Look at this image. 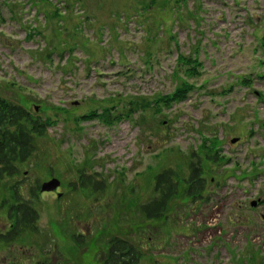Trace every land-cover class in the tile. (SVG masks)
Instances as JSON below:
<instances>
[{
  "label": "rangeland",
  "instance_id": "1",
  "mask_svg": "<svg viewBox=\"0 0 264 264\" xmlns=\"http://www.w3.org/2000/svg\"><path fill=\"white\" fill-rule=\"evenodd\" d=\"M0 97L48 122L0 185V264H102L114 236L137 264H264V0H0ZM189 161L201 196L142 218L154 176ZM52 177L59 196L38 190ZM16 184L38 216L4 240Z\"/></svg>",
  "mask_w": 264,
  "mask_h": 264
},
{
  "label": "trees",
  "instance_id": "2",
  "mask_svg": "<svg viewBox=\"0 0 264 264\" xmlns=\"http://www.w3.org/2000/svg\"><path fill=\"white\" fill-rule=\"evenodd\" d=\"M177 58L179 61L189 64L187 71L190 76L197 73L195 69L198 63L196 64L195 57L178 54ZM192 87V84L183 80L173 92L161 95L156 101L157 103L164 102L166 105L173 101H180L185 98L186 93ZM141 100L144 107L149 104L145 98ZM47 124L46 120L33 116L22 104L0 97V185L4 184L5 178H9L19 171L18 164L32 154L36 138L44 135ZM211 140L210 144L203 142L200 147L206 151L207 157H212L210 155L214 153L215 157L220 159L218 152H214L218 139L214 137ZM199 161L200 159H198ZM187 166L189 167L187 176H181L177 168L170 167L163 168L154 176L152 195L149 200L140 202L138 206L142 218L145 220L161 219L169 202L175 197L181 196L194 201L201 196L205 184L203 169L194 161H189ZM79 185L81 187L91 186V175L81 174ZM93 186L94 189H103L104 181L93 183ZM19 189L20 187L16 184V188L10 187L8 190L13 203L8 208L9 225L6 234L2 236L4 240H9L23 228L32 226L38 216L31 202L22 198ZM31 193L35 195L33 190ZM103 252L102 264H137L143 257V252L131 240L115 236L108 241Z\"/></svg>",
  "mask_w": 264,
  "mask_h": 264
},
{
  "label": "water",
  "instance_id": "3",
  "mask_svg": "<svg viewBox=\"0 0 264 264\" xmlns=\"http://www.w3.org/2000/svg\"><path fill=\"white\" fill-rule=\"evenodd\" d=\"M264 125V122H263ZM238 138L237 137H233L231 139V142H235ZM60 184V181L56 178V177H52L51 179L44 181L41 183L40 185V189L42 191H49V190H53L55 189L58 185ZM60 195V193L58 194ZM256 203V201H252L251 204L254 205Z\"/></svg>",
  "mask_w": 264,
  "mask_h": 264
},
{
  "label": "flooded vegetation",
  "instance_id": "4",
  "mask_svg": "<svg viewBox=\"0 0 264 264\" xmlns=\"http://www.w3.org/2000/svg\"><path fill=\"white\" fill-rule=\"evenodd\" d=\"M57 189H58V188H56L54 191H55V192H57ZM259 201H263V198H262V199H260ZM257 205H258V203H257V204H255V205H253V206H257Z\"/></svg>",
  "mask_w": 264,
  "mask_h": 264
}]
</instances>
